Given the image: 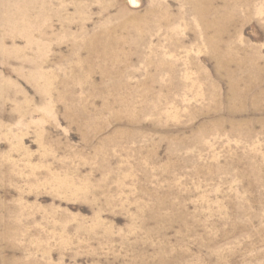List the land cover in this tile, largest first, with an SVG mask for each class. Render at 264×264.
Here are the masks:
<instances>
[{
    "label": "rangeland",
    "instance_id": "374dc122",
    "mask_svg": "<svg viewBox=\"0 0 264 264\" xmlns=\"http://www.w3.org/2000/svg\"><path fill=\"white\" fill-rule=\"evenodd\" d=\"M0 264H264V0H0Z\"/></svg>",
    "mask_w": 264,
    "mask_h": 264
},
{
    "label": "bare ground",
    "instance_id": "6f19581e",
    "mask_svg": "<svg viewBox=\"0 0 264 264\" xmlns=\"http://www.w3.org/2000/svg\"><path fill=\"white\" fill-rule=\"evenodd\" d=\"M207 1L210 2V0H207ZM210 9H211V8H210ZM206 26H207V28H214V27H216V26H215V23H210V22H206ZM132 28H133V29H136L137 27L133 25ZM223 31H224V30L221 29L219 32L222 33ZM226 60H227V57H224L223 55L220 57V62H221V64H225V63H226ZM233 89H234L235 92L237 91V88H236L235 85L233 86ZM235 92H234V93H235ZM234 95L237 96V95H238L237 92H236Z\"/></svg>",
    "mask_w": 264,
    "mask_h": 264
}]
</instances>
